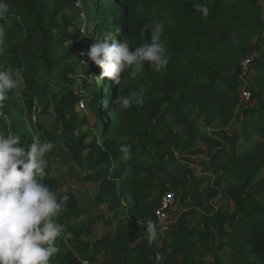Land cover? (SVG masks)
I'll use <instances>...</instances> for the list:
<instances>
[{
    "label": "trees",
    "instance_id": "obj_1",
    "mask_svg": "<svg viewBox=\"0 0 264 264\" xmlns=\"http://www.w3.org/2000/svg\"><path fill=\"white\" fill-rule=\"evenodd\" d=\"M7 2L0 68L19 74L0 109V132L21 133L26 150L37 135L54 143L49 153L67 152L95 186L96 218L106 227L91 236L77 195L46 172L42 182L69 195L55 218L63 232L52 264H264V0H113L108 7L93 0L83 28L91 36L77 25V0ZM193 4L207 5L209 16ZM154 22L164 24L166 71L145 63L119 89L107 77L92 78L89 128L76 108L86 99L84 86L74 88L79 40L97 42L119 28L118 42L140 46L150 42L144 29ZM133 92L143 93V106L114 103ZM35 103L53 128L37 121L39 112L32 120ZM167 192L175 218L149 243L145 225L158 226L155 211Z\"/></svg>",
    "mask_w": 264,
    "mask_h": 264
},
{
    "label": "clouds",
    "instance_id": "obj_2",
    "mask_svg": "<svg viewBox=\"0 0 264 264\" xmlns=\"http://www.w3.org/2000/svg\"><path fill=\"white\" fill-rule=\"evenodd\" d=\"M76 4V3H75ZM195 11H200L202 18L209 16V9L204 4H193ZM12 15L11 5L7 0H0V20H8ZM150 32V42L140 46H131L128 41L118 42L120 33L105 31L90 48L81 52L91 62L102 69L100 77L111 79L117 85L127 74L135 80L145 68L156 73L166 71L169 55L161 42L164 31L163 22H154L145 26ZM5 28L0 25V46L5 41ZM87 69V62L80 60ZM17 72L7 67L0 68V109L8 100V93L18 87ZM85 76L79 72L75 78ZM121 109L127 110L133 104L143 106V93L133 92L118 96L114 101ZM82 103H80L81 105ZM83 105V104H82ZM0 132V264H52V258L59 252L56 244L62 235L63 226L55 218L66 209L69 195H58L42 181L46 176V155L55 147L52 141L41 142L39 136L33 135V143L26 148L20 145L21 133L7 135ZM127 153L128 146L120 148ZM146 237L151 243L165 227L148 220Z\"/></svg>",
    "mask_w": 264,
    "mask_h": 264
},
{
    "label": "rangeland",
    "instance_id": "obj_3",
    "mask_svg": "<svg viewBox=\"0 0 264 264\" xmlns=\"http://www.w3.org/2000/svg\"><path fill=\"white\" fill-rule=\"evenodd\" d=\"M92 1L93 0H77L74 6L75 11L78 12V14L75 15L77 25L81 29V34H85V36L92 35V33H86V31L83 29L86 26L85 17L87 13L94 10ZM104 4L106 7H108L113 4V0H104ZM94 43L96 42L87 40V38H82L79 40L80 48L77 50V53L80 56V60L87 62V69L79 61L77 72H85V76L79 78L77 84L74 87L80 89L82 86H84V94L86 98L83 101L84 105H80L79 103L76 108L80 115L84 114L87 116L89 120V124L87 126H89V128L92 127L94 115L88 109L86 102L93 96L92 92L94 88L91 84L92 78L95 79L96 76L100 77V75H96L97 65L94 63L89 64L90 60L86 56H81L80 54L82 51L86 52ZM116 88H125L124 82H120ZM37 121L43 123L46 128L54 127L53 118L48 113L39 112L37 114ZM45 160L47 161V167L45 171L56 181L58 188L66 192L72 191L77 195L80 205L85 209V214L82 216L86 219V223L92 227L91 236L100 234L106 227L100 218H96L97 215L101 213V211L96 208L94 203V196L96 194L95 186L90 185L82 180L83 171H80L71 162L70 155L67 152L58 153V151L55 150L53 153H48L45 157ZM217 202L225 206L228 210H232V205L228 199L220 197L217 199ZM174 208L175 207L173 206L170 212V220L175 218ZM104 214L105 218H109V212L105 210Z\"/></svg>",
    "mask_w": 264,
    "mask_h": 264
},
{
    "label": "built area",
    "instance_id": "obj_4",
    "mask_svg": "<svg viewBox=\"0 0 264 264\" xmlns=\"http://www.w3.org/2000/svg\"><path fill=\"white\" fill-rule=\"evenodd\" d=\"M247 65V61L242 62V69L245 70V67ZM245 97L247 98L248 94L244 93ZM82 105V104H81ZM39 107L37 106V103H35V106L33 108L34 114L32 115V120H35V113L39 112ZM174 193L167 192L162 196L161 202L159 207L155 211L156 219L158 222V226H162L165 228H168L169 224L172 220H170V212L169 208L170 206H173L174 203ZM156 261H159L161 259L160 254H156ZM82 264H88L87 261H82Z\"/></svg>",
    "mask_w": 264,
    "mask_h": 264
}]
</instances>
